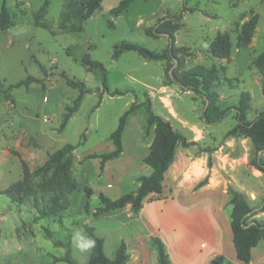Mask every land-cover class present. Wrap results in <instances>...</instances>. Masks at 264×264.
Here are the masks:
<instances>
[{"label":"rangeland","instance_id":"1","mask_svg":"<svg viewBox=\"0 0 264 264\" xmlns=\"http://www.w3.org/2000/svg\"><path fill=\"white\" fill-rule=\"evenodd\" d=\"M84 1L87 0H0V10L4 4L12 22L0 32V190L22 178V162L33 171L65 144L74 146L76 158L98 151L131 103L142 106L128 119L122 135L123 152L124 147L134 150L138 143L148 145L153 126L145 124L146 103L154 115L187 140L201 134L203 141L190 148V153L205 152L207 163L218 162L226 190L230 187L241 192L254 208L250 219L264 221V208L260 210L264 206V171L252 165L249 139L240 131L228 134L237 124L242 94L248 97L246 121H252L264 110L261 78L251 64L264 48V0H134L120 13L116 8L121 0H102L93 15L82 20ZM253 15H257V23L252 38L248 44H240V28ZM174 16L180 25L174 46L183 49L176 57L149 61L128 50L112 58L113 46L120 42L166 53L167 37L149 36L145 31L159 19ZM35 17L39 26H35ZM218 35H225L231 43L227 59H215L209 52L210 43ZM85 56L104 66L109 89H118L123 95L102 94L96 108L100 75L83 66L81 60ZM196 66L216 72L210 91L216 93V106L225 114L213 124L203 118L202 92L174 81L173 72L182 74ZM62 72L82 80L92 91L99 90L82 96L76 112L58 133L65 106L71 105L78 95L77 90L65 85ZM27 76L40 82L9 88ZM58 88L66 90L65 99L61 105H53L52 115L44 116V99ZM261 162L264 164V155ZM76 168L72 164L74 179ZM51 173L49 170L34 178L33 183L42 182ZM80 210L78 205L73 209L69 206L62 214L63 227L53 218L33 223L36 211L31 201L17 205L0 194V264H66L54 261L58 250L45 238L43 228L52 231L57 241L64 242L71 235V256L78 264H87L91 249L82 252L73 244L77 230L85 234ZM89 220L88 226L105 242V256L113 259L120 234L117 223L108 218ZM257 246L264 247V240Z\"/></svg>","mask_w":264,"mask_h":264},{"label":"trees","instance_id":"2","mask_svg":"<svg viewBox=\"0 0 264 264\" xmlns=\"http://www.w3.org/2000/svg\"><path fill=\"white\" fill-rule=\"evenodd\" d=\"M102 0H87L83 2L84 12L82 20L89 19L94 11L99 8ZM134 0H121L116 8V12L120 13L128 7ZM66 19V17L64 18ZM64 21V20H63ZM257 23V15H253L241 28L237 37L240 44L246 45L250 42L254 29ZM35 26H39L38 18L35 17ZM12 22L8 10L2 4L0 10V32L6 31ZM177 17H163L158 20L155 26L146 29L145 33L149 36H166L169 41V46L166 53H157L144 47L143 45L120 42L113 46L112 58H117L125 51H135L139 56L149 61H162L170 57H176L179 50L174 46V35L179 29ZM209 52L215 59H227L231 52V43L225 35H218L209 45ZM83 66L89 71H96L100 75L101 92L98 93L100 103L102 94L110 97L121 96L123 93L118 89L110 90L108 86L107 71L104 66L97 61L91 60L85 56L81 60ZM252 66L258 72L261 78V93L264 96V48L252 60ZM45 73V70L41 68ZM61 77L67 87L77 90L78 95L72 101L71 105L65 106L62 120L57 127V132L60 133L66 127L69 119L76 112L79 102L83 95L98 92V88L92 91L87 88L82 80L75 77H68L65 73H61ZM167 77L169 75L167 74ZM174 81L183 87L190 90L202 92L205 110L203 118L206 123L213 124L224 117L225 111H221L216 106V93L210 91L213 82L216 80V72L213 68L207 69L202 66H196L188 71L179 74L173 72ZM40 80L34 77L27 76L20 80L15 85L9 88L25 86L28 87L31 83H39ZM248 97L241 95L240 106L237 109V124L228 132L229 135L240 131L246 138L249 139L253 158L252 165L259 171H264V164L261 162V155H264V110L256 115L252 121L245 119V102ZM140 104L131 103L123 113L118 117L115 129L109 134L108 140L112 143L113 150L105 153L87 154L83 159L99 158L102 163L118 158L123 152L122 135L126 128L129 117L134 115L141 107ZM145 124L146 127L153 126V136L150 142L149 154L143 159V162L152 168V172L148 176L140 175L134 179L138 184L135 191L122 195L121 197L110 200L103 196L100 197L101 207L99 213L116 210L124 207L126 204L131 205V209L136 214L142 200L151 193L160 194L162 191L163 176L174 158V151L178 147L185 148L192 143L187 142V139L179 132L174 130L167 122L154 115L150 110V106L145 103ZM74 146L65 144L60 149L48 155L44 164L33 171H30L25 163H21L22 178L11 184L8 188L0 190V194H4L9 198L11 203L25 204L28 201L36 211V216L33 218V223L41 219L53 218L60 227H63V212L70 206V196L76 190V181L71 176V167L73 164ZM52 170L51 175L38 184H34L33 180L36 177L42 176L45 172ZM207 181L205 178L198 186L203 185ZM228 193L231 194L229 204L232 206L230 212V230L232 233V244L235 251L236 259L243 263L250 262V250L256 247L261 240H264V221L250 219L254 214V208L250 207L241 192L235 191L228 187ZM86 196L90 195V190L85 189ZM44 195H49L46 199ZM264 206L260 208L262 211ZM84 211L89 213L88 205H85ZM85 235L95 241L94 247L91 248L87 264H124L127 260L125 246L120 243L114 253L113 259H108L103 250V240L98 237L93 228L87 224L83 225ZM44 236L52 242L54 247L62 248L63 254L60 257H54L55 262H64L66 264H78L71 256V235L64 242L57 241L54 233L47 228H43ZM71 233V232H70ZM150 243L157 254V264H170L165 247L161 240L157 237H151ZM211 264H231L224 260H213Z\"/></svg>","mask_w":264,"mask_h":264},{"label":"crops","instance_id":"3","mask_svg":"<svg viewBox=\"0 0 264 264\" xmlns=\"http://www.w3.org/2000/svg\"><path fill=\"white\" fill-rule=\"evenodd\" d=\"M65 91L58 88L48 92L44 99V116L52 115L55 103L61 105ZM201 138V134H195L187 140L192 146L175 149L173 161L163 176L161 193L148 194L136 214L130 204L99 213L100 197L115 200L133 192L138 186L134 179L151 174L152 168L143 162L149 154L150 143H138L134 150L124 147L122 156L104 163L99 158H83L91 153L111 152L113 146L109 140L98 151L81 154L78 158L73 151V164L77 168L74 172L76 190L70 196L71 209L75 205L80 207L83 224L88 225L91 217L108 218L117 223L120 234L114 246L118 248L120 243L124 244L127 255L124 264H157L151 237L161 240L170 264H211L217 259L243 264L236 259L232 244V206L229 204L232 196L226 190L218 162L207 163L208 154L189 151L203 141ZM205 178L207 181L198 186ZM85 187L90 190L89 196L84 193ZM91 200H96L97 204L92 205ZM85 205L89 206L88 214L84 213ZM57 250L55 256H62L63 250ZM248 264H264V247L250 250Z\"/></svg>","mask_w":264,"mask_h":264},{"label":"clouds","instance_id":"4","mask_svg":"<svg viewBox=\"0 0 264 264\" xmlns=\"http://www.w3.org/2000/svg\"><path fill=\"white\" fill-rule=\"evenodd\" d=\"M73 244L78 250L84 252L94 247L95 241H93L87 235L77 230L73 234Z\"/></svg>","mask_w":264,"mask_h":264}]
</instances>
